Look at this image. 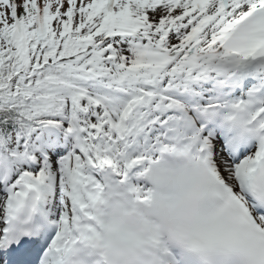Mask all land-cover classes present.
<instances>
[{
	"label": "snow or ice",
	"instance_id": "1",
	"mask_svg": "<svg viewBox=\"0 0 264 264\" xmlns=\"http://www.w3.org/2000/svg\"><path fill=\"white\" fill-rule=\"evenodd\" d=\"M0 264H264V0H0Z\"/></svg>",
	"mask_w": 264,
	"mask_h": 264
}]
</instances>
